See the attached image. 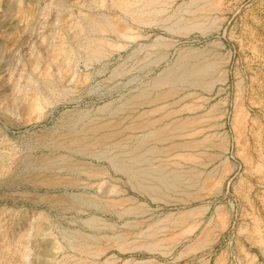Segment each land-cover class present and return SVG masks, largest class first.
Here are the masks:
<instances>
[{
    "label": "rangeland",
    "instance_id": "374dc122",
    "mask_svg": "<svg viewBox=\"0 0 264 264\" xmlns=\"http://www.w3.org/2000/svg\"><path fill=\"white\" fill-rule=\"evenodd\" d=\"M0 264H264V0H0Z\"/></svg>",
    "mask_w": 264,
    "mask_h": 264
},
{
    "label": "bare ground",
    "instance_id": "6f19581e",
    "mask_svg": "<svg viewBox=\"0 0 264 264\" xmlns=\"http://www.w3.org/2000/svg\"><path fill=\"white\" fill-rule=\"evenodd\" d=\"M126 10H127V8H126ZM152 10V9H151ZM150 14V13H149ZM134 16V15H133ZM209 18V17H208ZM108 26V25H107ZM109 26H111L110 24H109ZM194 27V26H193ZM107 28V27H106ZM111 28V27H110ZM113 28V27H112ZM111 28V29H112ZM92 29V28H91ZM103 29V28H102ZM108 29V28H107ZM107 29H105V30H107ZM113 31V30H112ZM120 31V30H119ZM182 31V30H181ZM105 32V31H104ZM108 32V31H107ZM118 32V31H117ZM115 33V31L113 32V34ZM117 34V33H116ZM124 37V36H123ZM127 37V36H126ZM107 42V41H106ZM103 43V42H102ZM101 43V44H102ZM100 44V43H99ZM100 44V45H101ZM104 44V43H103ZM102 44V45H103ZM113 44V43H112ZM102 45H101V47H102ZM104 46V45H103ZM117 46H119V45H117ZM96 47H98V45L96 46ZM114 47H116V46H114ZM121 47V46H120ZM118 48V47H117ZM95 50V49H94ZM99 51V50H98ZM190 53V52H189ZM98 55V54H97ZM202 56V55H201ZM188 58V57H187ZM193 60V59H192ZM218 62V61H217ZM216 67V66H215ZM179 69V68H178ZM176 70H177V68H176ZM176 72H178V70L176 71ZM200 72V71H199ZM202 72V71H201ZM181 73H183V72H181ZM180 73V74H181ZM171 74V73H170ZM177 74V73H176ZM179 74V73H178ZM172 75V74H171ZM183 75V74H182ZM194 75V74H193ZM206 75V74H205ZM179 76V75H178ZM184 76V75H183ZM175 77H177V76H175V75H173V76H169L168 78H167V80H173V79H175ZM188 77H189V75H188ZM164 78V77H163ZM184 78H186V77H184ZM201 78V77H200ZM162 81V80H161ZM163 81H165V80H163ZM176 81V80H175ZM172 82H170V83H168V84H171ZM198 83H200V82H198ZM205 84V83H204ZM205 86V85H204ZM207 89V88H206ZM209 90V89H208ZM173 91V90H172ZM162 92V91H161ZM166 94V93H165ZM162 96V95H161ZM160 96V98H163V97H161ZM174 96V95H173ZM185 97V96H184ZM187 97V96H186ZM188 98V97H187ZM157 101V100H156ZM136 105V104H135ZM134 106V105H133ZM158 108H160V107H158ZM162 108V107H161ZM154 113V112H153ZM172 115V114H171ZM191 119V118H190ZM158 120V119H157ZM146 121V120H145ZM173 121V120H172ZM185 121H187L186 119H185ZM192 122V121H191ZM172 123V122H171ZM195 123V122H194ZM169 124V123H168ZM181 124H184V123H181ZM187 124V123H186ZM189 124V123H188ZM191 124V123H190ZM133 125V124H132ZM170 125V124H169ZM185 125V124H184ZM193 125H195V124H193ZM168 126V125H167ZM167 126H166V128H167ZM102 127V126H101ZM103 127H105V126H103ZM146 127H147V125H146ZM180 127V126H179ZM182 127H184V126H182ZM98 128V127H97ZM95 129V128H94ZM93 130V129H92ZM177 130V132H178V129H176ZM75 131V130H74ZM94 131H98V130H94ZM170 131V130H169ZM175 131V130H174ZM180 131H181V129H180ZM184 131V130H183ZM192 131V130H191ZM173 132V131H172ZM196 132H197V130H196ZM90 132H88V134H89ZM93 133H95V132H93ZM156 133V132H155ZM79 134V133H78ZM86 134V133H85ZM87 134V135H88ZM191 134V133H190ZM193 134V133H192ZM86 135V136H87ZM96 135V134H95ZM103 135V134H102ZM182 135V134H181ZM79 136V135H78ZM93 136H94V134H93ZM92 136V137H93ZM96 136H98V135H96ZM106 136V135H105ZM104 136V137H105ZM107 136H109V135H107ZM106 136V137H107ZM213 136V135H212ZM71 137V136H70ZM70 137L68 138V139H70ZM84 137V136H83ZM90 137V136H89ZM99 137V136H98ZM103 137V136H102ZM102 138V139H106V138ZM173 138V137H172ZM171 138V139H172ZM75 139V138H74ZM76 139H77V137H76ZM90 139H92V138H90ZM101 139V138H100ZM86 140V139H85ZM89 140V139H88ZM87 140V141H88ZM60 141V140H59ZM70 141H71V139H70ZM81 141H82V139H81ZM97 141H99L98 139H97ZM105 141V140H104ZM106 141H109L108 139H106ZM90 142V141H89ZM95 142V141H94ZM94 142H92V143H94ZM195 142V141H194ZM74 143V142H73ZM79 143V142H78ZM88 143V142H87ZM87 143H85L84 145H86ZM95 144H97V143H95ZM99 144V143H98ZM125 144V143H124ZM182 144V143H181ZM187 144V143H186ZM198 144V143H197ZM81 145V144H80ZM89 145H90V143H89ZM104 145V144H103ZM184 145V144H183ZM192 145H193V143H192ZM78 146V145H77ZM194 146V145H193ZM187 147V146H186ZM190 147V146H189ZM80 148V147H79ZM87 148V147H86ZM191 148V147H190ZM83 149V148H82ZM86 150V149H85ZM89 150V149H88ZM91 150V149H90ZM150 151V150H149ZM153 151V150H152ZM87 152V151H86ZM151 153V152H150ZM167 153V152H166ZM146 155V154H145ZM183 156V155H182ZM179 157V156H178ZM187 157V156H186ZM186 157H184V159H186ZM177 158V157H176ZM193 159V158H192ZM188 161V160H187ZM122 170V169H121ZM174 172V171H173ZM166 175V174H165ZM163 177V176H162ZM135 179V178H134ZM161 179V178H160ZM179 180V179H178ZM137 181V180H136ZM73 184V183H72ZM138 184V183H137ZM72 186V185H71ZM166 186V185H165ZM73 187V186H72ZM152 187V186H151ZM150 187V188H151ZM166 189V188H165ZM151 191V190H150ZM109 194V193H108ZM111 194V193H110ZM154 194V193H153ZM156 194V193H155ZM131 209V208H130ZM134 212V211H133ZM189 214V213H188ZM190 218V217H189ZM188 229V228H187ZM197 229V228H196ZM180 235V234H179ZM155 246H156V243L154 244ZM140 246V245H139ZM155 246H153V247H155ZM201 247H200V249L203 247L202 245H200ZM204 248V247H203ZM195 251V250H194ZM189 252V251H188Z\"/></svg>",
    "mask_w": 264,
    "mask_h": 264
}]
</instances>
